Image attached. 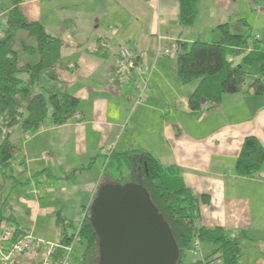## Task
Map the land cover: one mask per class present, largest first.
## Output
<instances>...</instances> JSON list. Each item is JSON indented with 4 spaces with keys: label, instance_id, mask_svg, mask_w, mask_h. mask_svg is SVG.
I'll use <instances>...</instances> for the list:
<instances>
[{
    "label": "crops",
    "instance_id": "0c3cea01",
    "mask_svg": "<svg viewBox=\"0 0 264 264\" xmlns=\"http://www.w3.org/2000/svg\"><path fill=\"white\" fill-rule=\"evenodd\" d=\"M233 4L237 8L236 0H200L195 22L182 26L179 0L23 1L24 16L61 41L57 76L64 90L77 98L79 118L59 126L48 120L29 133L16 127L11 140L21 152L15 157L14 174L26 171V182L42 177L40 194L62 185L60 192L65 193L69 182L71 188L80 181L84 196H72L83 214L98 187L96 169L111 161L107 155L146 150L163 166L177 168L183 183L202 197L200 226L245 231L239 264H264V162L253 176L235 171L246 137L264 148V90L259 95L225 94L217 105L192 110L188 98L198 80L182 83L176 74L178 53L196 40L216 39L218 25L228 22L242 32L236 23L240 17L231 12ZM262 30L255 37L264 42ZM121 46L131 50L132 66L120 56ZM147 78L145 98L137 101L134 83ZM256 78L246 76L243 90ZM260 78L264 84V73ZM42 151L51 155L49 162L40 158ZM57 202L45 210L54 213ZM35 205L37 211L40 205ZM63 219L67 223L76 218ZM212 250V244L195 241L184 264H208L215 257L207 259ZM189 254L194 256L190 262Z\"/></svg>",
    "mask_w": 264,
    "mask_h": 264
},
{
    "label": "trees",
    "instance_id": "16d2710c",
    "mask_svg": "<svg viewBox=\"0 0 264 264\" xmlns=\"http://www.w3.org/2000/svg\"><path fill=\"white\" fill-rule=\"evenodd\" d=\"M23 1L11 0V8L0 18V177L11 178L16 184L21 181L15 179L13 165L21 149L11 140L13 130L19 127L24 132H34L48 120L55 126L62 125L74 116L78 102L64 90L57 76L60 39L47 33L40 22L24 16L20 7ZM199 1L179 0L178 20L182 26H191L195 22ZM249 1L256 4L259 0ZM236 23L239 27L248 25L243 18ZM230 28L228 22L218 25L216 39L211 42L196 40L177 55L178 79L182 83L198 80L188 98L192 110L204 102L217 105L225 94L245 91L259 95L264 90L260 78L264 73V42L252 40L250 44L249 35L232 32ZM248 75L257 78L248 90H243ZM107 157L118 170L125 166L127 174L118 182L104 180L98 185L93 199L99 188L107 183L139 184L169 228L178 250L176 264L185 263L195 241L212 244L213 250L207 259L215 257L210 261L239 264L245 231L233 233L220 226H200L199 203L202 197L200 199L183 183L177 168L163 166L143 149L112 152ZM263 162L264 148L254 137H246L235 163L237 175L253 176L260 171ZM7 201L0 190V229H10L11 242H16L28 232V228L21 226L12 213L3 214ZM84 212L79 237L80 244L85 246L80 263L74 261V264H98V238L90 222V206ZM55 221L62 227L59 241L66 243L65 228L72 226L73 222L66 223L59 212ZM2 222L5 225L2 226ZM193 264H200V261Z\"/></svg>",
    "mask_w": 264,
    "mask_h": 264
},
{
    "label": "water",
    "instance_id": "95a60500",
    "mask_svg": "<svg viewBox=\"0 0 264 264\" xmlns=\"http://www.w3.org/2000/svg\"><path fill=\"white\" fill-rule=\"evenodd\" d=\"M98 264H176L178 250L158 209L135 183L102 185L90 204Z\"/></svg>",
    "mask_w": 264,
    "mask_h": 264
},
{
    "label": "rangeland",
    "instance_id": "374dc122",
    "mask_svg": "<svg viewBox=\"0 0 264 264\" xmlns=\"http://www.w3.org/2000/svg\"><path fill=\"white\" fill-rule=\"evenodd\" d=\"M237 8L234 6L231 7V12L235 11L237 12V17L243 18L248 22V25L240 26L242 28V33L249 35L248 38L249 43H252V40H259L258 37H255L256 35L261 36L263 34V28H264V0H259L256 4L260 6V10L256 11L252 8V3H250L249 0H236ZM45 2L43 1L42 5V12L46 10ZM12 3L11 0H0V18L4 17L5 13L11 8ZM236 15V14H235ZM237 27L235 25H231V31L236 32ZM258 38V39H257ZM249 44V45H250ZM251 47V46H249ZM33 173L34 170H31ZM99 171V173H98ZM94 169L87 171L88 175H91L90 173H93ZM127 174V169L125 166H123L120 170L117 169L115 164H113L112 161L106 162L104 166L99 167L96 169V175H94V178H97V185L100 186V183H102L104 180H111L112 182H118L120 178H123ZM15 179L18 181H21V183H17L7 177H0V190L3 192V195L8 199L6 205V212L3 210L4 215H9L12 213L14 217L16 218L17 222L26 228H28V231L31 233V235L38 240L46 241V242H54L60 237V230L61 226L56 225V213H60V217H65L69 220H74L75 218L80 217L82 214V211H79V205L76 203L75 199L72 195L76 194L78 196L83 197L85 192L81 193L79 189L81 188V182H75L73 183L75 187H71L74 189H71L70 186L72 185L70 182L67 184L66 192L61 193L60 188L62 187L64 190V185H62L60 188L57 186L51 187L50 192H43L40 196L34 197L33 194L28 193L29 190L33 189L32 185V179L27 182L26 184V171L19 173V171H16ZM36 175L33 176L35 178ZM70 180L72 181L73 178L71 177ZM47 184L51 183L50 180L48 181L46 179ZM61 181L55 180L54 183H59ZM46 184V183H45ZM46 184V186H47ZM69 190H71L72 194H69ZM50 193V194H49ZM42 195V196H41ZM56 197V201L58 199V202L56 203V211L54 213H49L47 210L48 207H53V203L56 202L53 198ZM51 200V201H50ZM35 202H37L40 206H37L36 211V205ZM46 205V206H44ZM42 208L45 210V212H41L40 214H37L39 212V209ZM36 211V213H35ZM1 225H5V222H2ZM1 227V226H0ZM71 227H67L65 230H69ZM2 230V229H0ZM83 244H79L75 247L73 257L75 263H80V257L81 253L84 250ZM205 251V249H202ZM194 251L197 252L195 249ZM198 253V252H197ZM37 254L34 252L31 253H24L21 256V264H31L32 261H37ZM194 259L193 255L188 256V261ZM218 261H211L208 264H217ZM188 264V263H187Z\"/></svg>",
    "mask_w": 264,
    "mask_h": 264
},
{
    "label": "built area",
    "instance_id": "2783aa9c",
    "mask_svg": "<svg viewBox=\"0 0 264 264\" xmlns=\"http://www.w3.org/2000/svg\"><path fill=\"white\" fill-rule=\"evenodd\" d=\"M252 8L259 11L260 6L253 3ZM120 56L129 63V66L134 64V59L131 50L126 46H121L119 49ZM168 53V50L165 51ZM148 78L142 79L134 83V89L137 91V101H143L145 93L148 89ZM200 106L207 107V103H202ZM73 118H79V114L75 113ZM40 158L45 162H49L51 155L48 151H42ZM44 181L39 177L36 181H32L33 189L28 193L39 195L41 189L37 184ZM85 212L76 218L69 230H66L68 241L66 243L61 241L46 242L35 239L28 231L22 238L16 242H11L12 232L10 229L2 228L0 230V264H19L18 259L24 253L34 252L37 254V261H32V264H74L73 253L76 246L80 244L79 231Z\"/></svg>",
    "mask_w": 264,
    "mask_h": 264
}]
</instances>
